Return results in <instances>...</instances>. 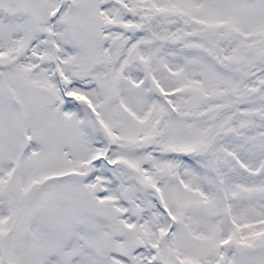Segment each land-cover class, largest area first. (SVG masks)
Returning a JSON list of instances; mask_svg holds the SVG:
<instances>
[{
  "label": "snow or ice",
  "instance_id": "1",
  "mask_svg": "<svg viewBox=\"0 0 264 264\" xmlns=\"http://www.w3.org/2000/svg\"><path fill=\"white\" fill-rule=\"evenodd\" d=\"M0 264H264V0H0Z\"/></svg>",
  "mask_w": 264,
  "mask_h": 264
}]
</instances>
